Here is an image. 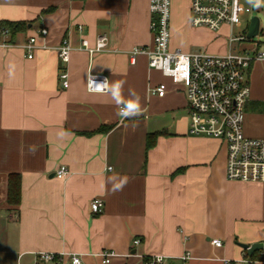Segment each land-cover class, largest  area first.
<instances>
[{
    "label": "crops",
    "instance_id": "1",
    "mask_svg": "<svg viewBox=\"0 0 264 264\" xmlns=\"http://www.w3.org/2000/svg\"><path fill=\"white\" fill-rule=\"evenodd\" d=\"M153 19L150 0H0V264H35L42 252L62 258L53 264H71L72 255L82 264H146L157 256L166 264H264V183L229 181L225 144L189 134L184 87L150 68L145 55L131 62L134 48L153 44ZM3 22L28 25L11 37L2 35ZM170 30L172 51H227L221 31L229 36L230 28L192 27L190 0H172ZM102 35L106 49L90 57L82 41L92 48ZM33 36L29 59L22 46ZM65 39L68 63L58 56ZM89 73L125 81L123 97L134 91L143 114L119 116L110 95L87 90ZM247 78L244 134L264 139V62L252 64ZM161 85L163 97L151 92ZM61 129L69 133L63 139ZM61 166L69 170L64 179L56 176ZM117 175L128 183L113 193L107 181ZM95 199L103 202L98 214ZM255 244L263 248H243ZM103 252L114 254L109 263Z\"/></svg>",
    "mask_w": 264,
    "mask_h": 264
},
{
    "label": "built area",
    "instance_id": "2",
    "mask_svg": "<svg viewBox=\"0 0 264 264\" xmlns=\"http://www.w3.org/2000/svg\"><path fill=\"white\" fill-rule=\"evenodd\" d=\"M243 0H190V24L192 27H204L218 32L224 25L230 28L229 50L223 55L207 53H183L177 49H170L171 42V3L172 0H150V12L154 15L151 23L153 44L150 47L134 48L131 51V62H136L138 55L148 58V65L169 77L174 84L182 85L188 100L189 134L192 136H206L221 140L226 146V178L232 182L264 183V139L249 138L244 134L245 107L251 96V87L247 73L252 64L264 62V49L261 43H253L247 39V29L242 35L234 36L235 29L243 27L242 18L251 13V9ZM3 36L9 34L6 28L1 29ZM37 33L46 37L48 31L40 28ZM260 33V32H259ZM108 39L105 35L99 37L95 47H89L88 41L81 45L90 57L103 52ZM252 42L254 48L239 50L233 44ZM37 36L22 46L27 58H33L37 49ZM8 47V43H2ZM71 46L68 40H63L58 48V56L64 63L69 62ZM89 75V74H88ZM91 75L102 81L105 75ZM63 88L68 87V75H61ZM88 79V77H87ZM88 90V88H87ZM166 88L159 86L151 92L159 97L166 94ZM69 170L61 166L56 172L59 179H64ZM103 202L95 199L91 203V210L98 214L102 211ZM186 241L187 238L185 237ZM139 241H134L138 245ZM211 244L220 248L222 242L213 239ZM114 254L103 252L104 263H109ZM190 257L185 253L182 261ZM82 257L72 255L71 264H82ZM62 261L54 253L42 252L36 255L35 264H53ZM146 264H166L163 256L153 257ZM169 264H178L170 262ZM225 264H233L226 261Z\"/></svg>",
    "mask_w": 264,
    "mask_h": 264
},
{
    "label": "clouds",
    "instance_id": "3",
    "mask_svg": "<svg viewBox=\"0 0 264 264\" xmlns=\"http://www.w3.org/2000/svg\"><path fill=\"white\" fill-rule=\"evenodd\" d=\"M248 3L255 8L264 7V0H248ZM15 68L16 65L14 63L9 64L8 74L10 78H13L15 76ZM124 83L125 81L109 82L107 78L102 81H97L91 75V73H89L87 79V88L90 93L110 95L112 101L118 108L117 114L121 117L128 119L142 115L143 112L141 108L140 98L134 91H132L131 89L129 90V96L131 97L130 99H125L123 97ZM57 135L59 138L63 139L64 137L69 135V133L66 130L61 129L58 131ZM107 182L111 184V191L113 193H116L123 190V188L128 183V179L126 177L117 175L108 177Z\"/></svg>",
    "mask_w": 264,
    "mask_h": 264
},
{
    "label": "rangeland",
    "instance_id": "4",
    "mask_svg": "<svg viewBox=\"0 0 264 264\" xmlns=\"http://www.w3.org/2000/svg\"><path fill=\"white\" fill-rule=\"evenodd\" d=\"M245 5H247L250 9H251V13L248 14L247 16H245L244 18H242V22H243V27L241 29H236L234 31V36H240L242 35L244 32H246L245 30L248 29V26H249V23H250V20H251V17L253 16H256L259 18L260 20V33L257 37H255L253 39V43L256 42V43H261V49L263 50L264 49V7H260V8H255L253 7L252 5H250L248 3V0H243L242 1ZM222 33V38H224V40H226V44H224V47H226L227 51L226 53L228 52V49H229V45L227 43V36H228V33L226 31H221ZM226 35V36H225ZM229 38V36H228ZM252 42H243L241 44H244L245 47L247 46L250 47V49L252 50L254 48V44ZM234 46H238V43H234L233 44ZM223 46V45H222ZM225 53V54H226ZM263 89V88H262ZM264 93V89L262 90V94ZM264 96V94H263Z\"/></svg>",
    "mask_w": 264,
    "mask_h": 264
},
{
    "label": "trees",
    "instance_id": "5",
    "mask_svg": "<svg viewBox=\"0 0 264 264\" xmlns=\"http://www.w3.org/2000/svg\"><path fill=\"white\" fill-rule=\"evenodd\" d=\"M52 9L49 10H45V12L51 11ZM44 12V13H45ZM27 23L24 22H18V23H11V22H3L1 24V29L6 28L9 30V34L11 37L15 36L17 33L24 31L27 28ZM261 46V44H260ZM112 129V127H104L101 128L99 131L104 133L109 132ZM149 137H147V143H146V149L150 151L151 148H153L156 144V140H157V135L153 134V135H148ZM12 198V190L9 194ZM13 201L17 204L19 203V192H16L13 194Z\"/></svg>",
    "mask_w": 264,
    "mask_h": 264
},
{
    "label": "water",
    "instance_id": "6",
    "mask_svg": "<svg viewBox=\"0 0 264 264\" xmlns=\"http://www.w3.org/2000/svg\"><path fill=\"white\" fill-rule=\"evenodd\" d=\"M260 32V20L258 17L253 16L251 17L248 29H247V39L252 40L259 35ZM243 248L247 250L249 254H252L255 251L263 248L261 244H255L251 247L243 245Z\"/></svg>",
    "mask_w": 264,
    "mask_h": 264
}]
</instances>
